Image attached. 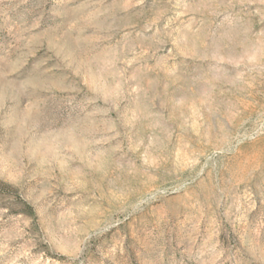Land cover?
<instances>
[{"label": "rangeland", "instance_id": "1", "mask_svg": "<svg viewBox=\"0 0 264 264\" xmlns=\"http://www.w3.org/2000/svg\"><path fill=\"white\" fill-rule=\"evenodd\" d=\"M0 264H264V0H0Z\"/></svg>", "mask_w": 264, "mask_h": 264}]
</instances>
